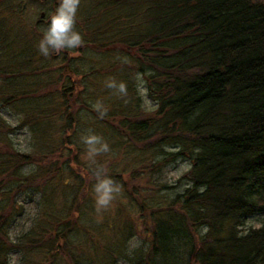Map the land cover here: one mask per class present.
I'll list each match as a JSON object with an SVG mask.
<instances>
[{
    "label": "trees",
    "instance_id": "1",
    "mask_svg": "<svg viewBox=\"0 0 264 264\" xmlns=\"http://www.w3.org/2000/svg\"><path fill=\"white\" fill-rule=\"evenodd\" d=\"M85 6L81 26L86 46L116 57L120 53L139 64L156 102L153 110L144 113L139 95L124 101L134 94L125 81L127 95L107 104L120 116L117 132L126 133L134 151L163 153L150 170H162L180 158L191 161L178 179H186L188 185L167 204L151 206L135 196L149 221H145L149 244L136 264H180L193 256L197 264H264V220L260 226L242 228L249 216L264 214V0H93ZM118 60L119 67L134 63ZM63 63L69 76L77 73L68 54ZM6 67L0 74L6 73ZM16 73L14 77L19 76ZM56 85L53 91L61 94L52 102L64 104L69 121L74 122L68 103L79 102L81 94L74 86ZM36 90L9 96L3 92L0 98L6 103L30 101L34 105L28 104L27 110H42L45 115L63 112L58 106L37 104ZM92 111L108 124V111L102 118L96 109ZM28 116L26 122L34 113ZM165 146L177 149L166 151ZM5 148L0 144V264H11L9 251L19 249V243L10 231L13 215L7 210L12 204H3L1 197L19 194L24 200L22 190L30 189L39 176L49 175L51 166L22 170L36 162L17 149L1 153ZM65 166L71 165L60 164L54 173L62 183ZM103 168L121 182L113 168ZM204 226L207 231L201 233ZM48 235L45 264L68 253L60 244L62 233L55 230Z\"/></svg>",
    "mask_w": 264,
    "mask_h": 264
},
{
    "label": "rangeland",
    "instance_id": "2",
    "mask_svg": "<svg viewBox=\"0 0 264 264\" xmlns=\"http://www.w3.org/2000/svg\"><path fill=\"white\" fill-rule=\"evenodd\" d=\"M92 1L81 0L77 12L75 27L83 39L85 32L81 26V15L85 12V4ZM57 4L58 0H0V69L5 64L8 66L6 73L0 74V93L4 92L9 96L18 91L21 94L24 89H37L33 93L36 94L33 99H36L37 104L48 103L54 109L57 106L63 108L62 113L58 111L45 115L42 110H27L29 100L26 102L16 99L15 102L6 103V98H0V144L6 147L1 153L6 154L13 148L30 155L36 163L25 164L22 167L25 171L39 169L38 164L51 166L49 175L39 176L30 189L22 190L24 200L19 194L13 197L5 194L1 197L3 204L6 201L5 205L12 204L7 210L12 211L13 215L11 220L14 225L10 231L13 241L19 243V249L9 251V262L45 264V240L48 243V234L56 230L62 233L60 244L68 253H62L51 264H136L141 253L148 247L149 236L145 225L148 219L141 214L139 201L135 196H140L151 206L167 204L188 185L186 179H178L190 168L191 161L180 158L162 170H150V164L162 157L163 153L154 152L153 155L150 152L134 151L125 140L127 137L123 134L126 133L122 130L117 132L116 123L120 121V116L115 115L112 107V110L107 108V104L111 105V101L121 95L106 88L111 79L117 82L128 81L133 86L134 94L128 95L124 101H131L132 98L135 100V96L139 95L144 113L156 106L155 100L149 95L139 64L131 58L125 60L120 53L116 57L86 46L85 43L79 48L65 50L67 53L63 51L47 57L39 54V41ZM66 54L77 67V73L72 76L62 67ZM118 57L134 63L119 67ZM26 60V65H17L18 61ZM12 61H17V66L11 65ZM115 68L117 69L114 70ZM15 70L19 73L17 77H14L18 75ZM57 82L74 86L81 94L79 102L68 103L69 107H73L71 112L75 114L74 122L69 121L70 112L65 109L64 104L52 102L57 101L61 94L60 91H53L57 88ZM49 83L55 86L51 89L50 84L49 89L43 90V86ZM39 85L42 86L39 88ZM95 91L97 94H94ZM97 102L101 104L103 111H108V124H102L92 111ZM32 105L34 104L28 106ZM31 113H34V117L31 116L26 122ZM89 134L101 136L108 143L110 151L90 157L82 139ZM164 149L173 151L177 148L165 146ZM40 158H44L42 162H39ZM65 162H69L71 166H65L62 183L55 174L58 172L57 166ZM106 165L117 173L115 178H121V182L115 180L121 185V192L106 211L97 213L94 191L96 180L92 170ZM75 168L80 174L78 177L72 170ZM52 174L55 175L54 178ZM263 220L264 214L251 215L242 228L247 230L251 226H260ZM71 221H74L73 225ZM68 226L71 228L66 233ZM206 231V226L201 228V233ZM41 243L44 245L41 246ZM193 258L194 256L180 264H197Z\"/></svg>",
    "mask_w": 264,
    "mask_h": 264
},
{
    "label": "clouds",
    "instance_id": "3",
    "mask_svg": "<svg viewBox=\"0 0 264 264\" xmlns=\"http://www.w3.org/2000/svg\"><path fill=\"white\" fill-rule=\"evenodd\" d=\"M80 4L81 0H58L50 23H48L38 44L40 55L45 57L50 54L58 55L65 50L79 48L84 43L81 33L75 27ZM107 87L121 96L127 95V85L123 81L117 82L115 79H111L107 83ZM93 107L100 112L101 118L106 114L105 111H101L102 106L99 102ZM82 139L87 146L90 157L110 151L108 143L99 135L89 134ZM94 177L96 180L94 185L95 209L97 213H102L110 207L112 201L120 194L121 185L107 175L106 169L103 167L96 168Z\"/></svg>",
    "mask_w": 264,
    "mask_h": 264
},
{
    "label": "bare ground",
    "instance_id": "4",
    "mask_svg": "<svg viewBox=\"0 0 264 264\" xmlns=\"http://www.w3.org/2000/svg\"><path fill=\"white\" fill-rule=\"evenodd\" d=\"M50 18H51V16L49 17V19H48V21L50 22ZM12 102H15V100L14 101H12Z\"/></svg>",
    "mask_w": 264,
    "mask_h": 264
},
{
    "label": "water",
    "instance_id": "5",
    "mask_svg": "<svg viewBox=\"0 0 264 264\" xmlns=\"http://www.w3.org/2000/svg\"><path fill=\"white\" fill-rule=\"evenodd\" d=\"M44 14V12L42 13V15Z\"/></svg>",
    "mask_w": 264,
    "mask_h": 264
}]
</instances>
